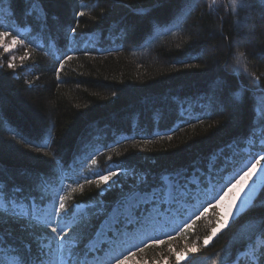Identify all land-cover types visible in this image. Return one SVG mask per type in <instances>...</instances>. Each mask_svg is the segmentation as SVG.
<instances>
[{"label":"trees","instance_id":"1","mask_svg":"<svg viewBox=\"0 0 264 264\" xmlns=\"http://www.w3.org/2000/svg\"><path fill=\"white\" fill-rule=\"evenodd\" d=\"M4 6L11 11L0 16V31L18 34L24 59L10 69L0 47V171L8 188L25 176L42 185L33 195L43 211L70 195L69 210L95 221L143 174L151 184L177 170L204 177L212 165L215 185L238 165L234 153L229 163L223 157L260 139L254 108L264 90V20L258 5L237 15L231 0H46L43 30L21 27L29 19L25 0ZM105 168L122 171L111 190L101 186V196L85 178L95 180L93 173ZM205 184L189 189L180 216L198 198L205 204ZM78 185L82 190L71 192ZM260 201L264 189L256 206L207 247L213 209L199 219L197 213L175 238L165 235L164 244L142 236L149 246L136 254L140 264H177L174 253L193 245L198 252L180 264H221L249 222L264 217Z\"/></svg>","mask_w":264,"mask_h":264},{"label":"snow or ice","instance_id":"2","mask_svg":"<svg viewBox=\"0 0 264 264\" xmlns=\"http://www.w3.org/2000/svg\"><path fill=\"white\" fill-rule=\"evenodd\" d=\"M25 2L29 5L25 13L29 19L21 27L31 29L35 24L43 30L48 20V13L44 7L46 0H25ZM6 3H9V0H0V16L11 11L10 7L5 8ZM231 3L233 14L237 15L240 11L256 10L258 5L260 18L264 20V0H241L239 5L237 0H231ZM83 14L80 12L77 15ZM12 18H15L14 13ZM68 31L74 34L76 29L69 27ZM8 35L13 36V47L23 42L12 29L0 31V40ZM4 50L10 51L9 48ZM14 59L15 57L8 62V68H15L12 62ZM21 59L23 60L24 57ZM67 59H71V56ZM62 67L63 61L60 63V68ZM60 68L56 69L58 74ZM258 91L260 95L254 111L255 119L260 125V143L264 146V90ZM96 163L97 161L93 159L92 164ZM260 173H264V147L261 153L252 156L241 169L220 186L219 190L209 188L211 181L204 185L205 189H208L206 194L210 195L211 199L206 206H202L203 210L196 218L205 216L210 209L215 210L216 214L215 227H212L210 233L203 239L205 247L223 230L229 229L230 225L234 226L240 213L250 209V206H256L254 203L256 194L264 189V182L257 184V180L261 179ZM93 175L96 179L85 178L86 182L89 184L94 182L100 189L98 195L102 196L105 189L101 186L106 185L111 190L118 182L113 178L118 177L119 173L105 168L104 171L95 172ZM2 177L3 172L0 171V264H132L137 252L143 251L149 244H133L123 249L122 244L127 233L134 226L143 225L149 219H154L157 200L161 202V209L175 202L181 205L190 195L189 189L195 187L199 190V186L204 184V177L195 169H189L187 172L177 170L158 178L153 177L154 182L151 184L147 174L134 177L130 187L120 190V195L111 211L97 213L94 221L84 215L77 216L76 212L69 210L66 200L70 199V195H60L58 206L54 204L45 212L36 203V197L33 195L42 185L25 176V183H13L11 188H8ZM82 188L83 185H78L76 188H71V192ZM260 204L264 205V201H260ZM190 226L187 223L184 225V227ZM180 230L177 229L176 233L166 235L169 239H173ZM17 233L20 238H17ZM164 243L163 238L152 241V244ZM197 252L196 245L175 252L177 264H180L182 259H186L188 254ZM221 264H264V217L254 218L249 222L248 230L239 236L235 246L225 251Z\"/></svg>","mask_w":264,"mask_h":264},{"label":"rangeland","instance_id":"3","mask_svg":"<svg viewBox=\"0 0 264 264\" xmlns=\"http://www.w3.org/2000/svg\"><path fill=\"white\" fill-rule=\"evenodd\" d=\"M213 3V0H211ZM12 39L13 37H3L2 40H0V47L3 48H9L10 51L5 52L8 55L9 61L12 60L13 57L15 59L12 61L16 65H19L22 61L21 57L23 55V48L21 46V43H18L16 46H12ZM262 146L260 143V139L252 140L251 138L245 141L244 147L241 149V153H237L234 149L230 151V153L227 156L223 157V164L231 162L234 153L237 158L236 162H238V165L235 169H233L230 173L223 176V179L218 181L215 185H213V179H215V175L210 178V173L213 171L212 165H209L207 167V171L209 172L207 176H204L205 180L204 182L206 184H209V181H211V184L209 185V188H212L213 190H219L220 186H222L228 179H230L239 169H241L249 159H251L252 156H255L258 153H261ZM235 162V163H236ZM118 173H121L120 169H116ZM200 175H202V172H200ZM261 179L257 180V184L264 182V173H260ZM194 190H197V188H194ZM208 189L202 188L201 189V195L202 197H206L204 199V205L201 203L200 198H198L197 202L194 203V207H191L190 210L187 213V216L182 217L179 215V209H187L185 206V201L182 202L180 205L179 202H175L171 205H165L162 209L160 207V201L157 200V206H156V215L153 220L149 219L145 224L143 225H136L132 228L130 232L127 233V235L124 237V243L122 244L123 249H127L131 247L133 244L140 245L142 243L141 239L143 238H163L167 233H173L177 232V229H183L185 228L184 225L190 224L193 218L203 210L202 206H206L207 202L211 199V196L206 194ZM58 206V204H56ZM46 207L50 208V204H47ZM75 209L77 212L82 211L83 206L78 205L75 206ZM123 211V209H121ZM186 213V212H185ZM151 240V239H150ZM144 242V241H143ZM142 263V262H141ZM132 264H140V259L136 255L133 260Z\"/></svg>","mask_w":264,"mask_h":264}]
</instances>
